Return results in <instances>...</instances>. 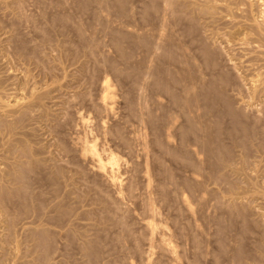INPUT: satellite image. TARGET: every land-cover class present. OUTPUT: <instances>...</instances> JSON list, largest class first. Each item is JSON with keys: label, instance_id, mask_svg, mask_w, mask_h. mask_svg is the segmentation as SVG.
I'll use <instances>...</instances> for the list:
<instances>
[{"label": "rangeland", "instance_id": "obj_1", "mask_svg": "<svg viewBox=\"0 0 264 264\" xmlns=\"http://www.w3.org/2000/svg\"><path fill=\"white\" fill-rule=\"evenodd\" d=\"M21 1L0 0V81L8 88L2 100L22 103L31 93L34 97L16 131V114L0 110V145L12 138L25 140L26 149L31 146L34 158L42 162L23 180L15 178L10 164L0 163V193L6 184L14 194L26 187L0 209V264H264V43L258 37H264V0H196L215 5L214 17L200 15L190 4L195 0H178L180 12L176 0H123L122 13L109 0H89L86 6L81 0ZM152 1L157 7L145 17L144 9ZM120 35L125 37L122 42ZM203 47L216 51L206 57ZM220 73L229 77L228 86L218 84L220 92L241 119L252 124L245 144L223 134L233 120L221 98L203 99L201 90ZM157 76L174 83L180 96L176 101L157 86ZM105 82L112 93L108 107L101 103ZM190 119L197 122V132L183 137ZM217 131L232 154L225 164L208 151L207 139H217ZM20 143L0 150L16 168L29 160ZM85 145H94L97 155L85 156ZM173 151L181 156L173 158ZM114 156L119 161L113 166ZM101 159L112 171L95 166ZM19 197L27 201L24 206ZM150 221L157 227L154 237L147 228ZM42 230L50 233L44 241Z\"/></svg>", "mask_w": 264, "mask_h": 264}, {"label": "bare ground", "instance_id": "obj_2", "mask_svg": "<svg viewBox=\"0 0 264 264\" xmlns=\"http://www.w3.org/2000/svg\"><path fill=\"white\" fill-rule=\"evenodd\" d=\"M19 1V0H18ZM21 1V0H20ZM93 1V0H92ZM111 1V3H113V5L116 7V8H118V10L120 11V10H122L123 8H124V1L123 0H109V2ZM125 1H127V0H125ZM174 1V0H173ZM177 1V3L178 4H176V7H177V11H179L180 12V9H181V4H180V2H178V0H176ZM196 1V0H195ZM208 1V0H207ZM3 2V1H2ZM22 2V1H21ZM60 2V1H59ZM81 2H82V4L83 5H88V4H90L89 3V0H81ZM100 2V1H99ZM156 1H152L151 3H150V5H147L146 6V8L144 9V12H143V15L145 16V17H147L148 15H149V12L152 10V9H154L155 8V6H156V3H155ZM160 2V1H159ZM190 2V1H189ZM200 2V1H199ZM198 1H196V3L195 2H193L192 1V3H190L195 9H197L196 11H198L199 13H200V15L202 14V16L203 17H205V15H209V16H213V15H215L216 16V14L218 13L217 11V13L215 12L214 13V6L213 5H211V4H208V2H207V4H204V2L202 3V1H201V3L202 4H198L199 3ZM220 2V1H219ZM260 2H262V1H260ZM107 3V2H106ZM110 3V4H111ZM170 3V2H169ZM175 3V2H174ZM15 4H16V2H15ZM81 4V5H82ZM168 4V3H167ZM189 4V3H188ZM235 4H237V3H235ZM21 5V4H20ZM172 5V4H171ZM174 5V4H173ZM239 5V4H238ZM13 6V5H12ZM17 6V5H16ZM19 6V5H18ZM105 6V5H104ZM217 6V5H216ZM255 6V5H254ZM262 6V5H261ZM20 7V6H19ZM69 7V6H68ZM82 7H84V6H82ZM97 7V6H96ZM157 7V6H156ZM161 7V6H160ZM187 7H188V5H187ZM193 7H191V8H193ZM240 7V6H239ZM14 8V7H13ZM23 8V7H22ZM86 8V7H85ZM166 8V7H165ZM189 8H190V6H189ZM244 8V7H243ZM261 8V7H260ZM259 8V9H260ZM12 9V8H11ZM83 9V8H82ZM94 9V8H93ZM156 9V8H155ZM161 9V8H160ZM215 9H217V8H215ZM228 9V8H227ZM85 10V9H84ZM193 10V9H192ZM220 10V9H219ZM262 10V9H261ZM263 10H264V7H263ZM118 11V12H119ZM191 11V10H190ZM195 11V10H194ZM224 11V10H223ZM228 11V10H227ZM27 12V11H26ZM86 12V11H85ZM100 12V11H99ZM121 12V11H120ZM122 12H124V11H122ZM121 12V13H122ZM197 12V13H198ZM252 12V11H251ZM25 13V12H24ZM193 13V12H192ZM232 13V12H231ZM233 13H234V11H233ZM258 13V12H257ZM4 14V13H3ZM27 14V13H26ZM50 14V13H49ZM94 14V13H93ZM169 14V13H168ZM171 14V13H170ZM191 14V13H190ZM194 14V13H193ZM219 14H221V13H219ZM223 14V13H222ZM249 14V13H248ZM253 14V13H252ZM259 14H260V12H259ZM261 14H263V12L261 13ZM151 15V14H150ZM164 15V14H163ZM192 15V14H191ZM195 15V14H194ZM229 15V14H228ZM264 15V14H263ZM20 16V15H19ZM87 16V15H86ZM234 16V15H233ZM30 17V16H29ZM174 17V16H173ZM214 17V16H213ZM212 17V18H213ZM222 17V16H221ZM255 17V16H254ZM264 17V16H263ZM262 17V18H263ZM193 18V17H192ZM198 18V17H197ZM211 18V19H212ZM257 18V17H256ZM95 19V18H94ZM188 19V18H187ZM208 19H209V17H208ZM260 19V18H259ZM1 20V19H0ZM189 20H190V18H189ZM200 20V19H199ZM263 20V19H262ZM236 21V20H235ZM261 21V20H260ZM3 22V21H2ZM134 22V21H133ZM140 22H141V20H140ZM193 22V21H192ZM228 22V21H227ZM76 23V22H75ZM119 23V22H118ZM165 23V22H164ZM194 23L195 22H193V25H194ZM225 23V22H224ZM231 23V22H230ZM263 23V22H262ZM19 24V23H18ZM25 24V23H24ZM237 24V23H236ZM240 24V23H239ZM254 24V23H253ZM94 25V24H93ZM200 25V24H199ZM203 25V24H202ZM255 26H256V24H254ZM21 26V25H20ZM50 26V25H49ZM98 26V25H97ZM102 26V25H101ZM104 26V25H103ZM166 26V25H165ZM218 26H220V25H218ZM237 26V25H236ZM259 26V25H258ZM257 26V28H259ZM262 26V25H261ZM264 26V25H263ZM263 26H262V29H263ZM5 27V26H4ZM12 27V26H11ZM149 27V26H148ZM193 27V26H192ZM195 27V26H194ZM198 27V26H197ZM217 27V26H216ZM77 28V27H76ZM82 28V27H81ZM199 28V27H198ZM205 28V27H204ZM188 29V28H187ZM191 29V28H190ZM194 29H196V28H194ZM224 29H226V28H224ZM256 29V28H255ZM260 29H261V27H260ZM261 29V30H262ZM14 30V29H13ZM63 30V29H62ZM106 30V29H105ZM104 30V31H105ZM180 30V29H179ZM259 29H257V30H255V31H258ZM9 31V30H8ZM35 31V30H34ZM42 31V30H41ZM103 31V30H102ZM150 31V30H149ZM220 31H222V30H220ZM245 31V30H244ZM179 32V31H178ZM184 32V31H183ZM191 32V31H190ZM217 32V31H216ZM258 32H260V31H258ZM50 33V32H49ZM128 33V32H127ZM218 33H220V32H218ZM225 33V32H224ZM262 33H264V31H262ZM11 34V33H10ZM54 34V33H53ZM177 34V33H176ZM194 34V33H193ZM196 34V33H195ZM197 34H199V33H197ZM201 34V33H200ZM203 34V33H202ZM221 34V33H220ZM227 34V33H226ZM236 34V33H235ZM259 34V33H258ZM261 34V33H260ZM259 34V35H260ZM26 35V34H25ZM62 35V34H61ZM68 35V34H67ZM112 35V34H111ZM126 35V34H125ZM215 35V34H214ZM216 35H218L219 36V34H216ZM215 35V36H216ZM225 35V34H224ZM19 36H21V35H19ZM195 36V35H194ZM218 36H217V38H218ZM223 36V35H222ZM228 36V35H227ZM231 36V35H230ZM258 36V35H257ZM11 37V36H10ZM47 37V36H46ZM93 37V36H92ZM154 37V36H153ZM197 37V36H196ZM225 37V36H224ZM235 37V36H234ZM246 37V36H245ZM244 37V38H245ZM259 37V39L261 40V42H263L264 43V37L263 36H258ZM21 38V37H20ZM25 38V37H24ZM95 38V37H94ZM120 38L121 39H123V38H125L123 35H120L119 36V40H120ZM171 38V37H170ZM183 38V37H182ZM203 38H206L205 37V35H204V37ZM208 38V37H207ZM210 38V37H209ZM216 38V37H215ZM37 39V38H36ZM55 39V38H54ZM60 39V38H59ZM100 39V38H99ZM112 39V38H111ZM127 39V38H126ZM224 39V38H223ZM232 39V38H231ZM247 39V38H246ZM22 40V39H21ZM41 40V39H40ZM53 40V39H52ZM114 40V39H113ZM119 40H118V38H117V41H116V46H119ZM136 40V39H135ZM170 40V39H169ZM193 40V39H192ZM191 40V41H192ZM207 40V39H206ZM219 40V39H218ZM228 40V39H227ZM257 40H258V38H257ZM1 41V40H0ZM68 41V40H67ZM124 41H125V39H124ZM141 41V40H140ZM144 41V40H143ZM159 41V40H158ZM202 41H203V39H202ZM216 41V40H215ZM229 41V40H228ZM237 42H238V40H236ZM246 41V40H245ZM259 41V40H258ZM110 42V41H109ZM120 42H122L121 40H120ZM248 42V41H247ZM250 42V41H249ZM248 42V43H249ZM256 42V41H255ZM260 42V43H261ZM24 43V42H23ZM59 43V42H58ZM130 43V42H129ZM203 43V42H202ZM205 43V42H204ZM214 43V42H213ZM212 43V44H213ZM224 43V42H223ZM230 43V42H229ZM236 43V42H235ZM258 43V42H257ZM259 43V44H260ZM122 44V43H121ZM207 44V43H206ZM209 44L211 45V43L209 42ZM238 44V43H237ZM236 44V45H237ZM244 44V43H243ZM247 44V43H246ZM19 45V44H18ZM54 45V44H53ZM60 45V44H59ZM112 45V44H111ZM188 45V44H187ZM209 45V46H210ZM215 45V44H214ZM220 45V44H219ZM230 45V44H229ZM253 45V44H252ZM258 45V44H257ZM109 46V45H108ZM115 46V47H116ZM149 46V45H148ZM147 46V47H148ZM156 46V45H155ZM208 46V47H209ZM260 45H258V47H259ZM263 46H264V44H263ZM36 47H38V46H36ZM213 47V46H212ZM23 48V47H22ZM60 48V47H59ZM204 49L202 50L203 52L202 53H204V55L206 56V57H211L212 56V52H215L216 51V49L218 48L217 46L215 47L214 46V48H216L215 49V51L214 50H212V49H208V48H206V47H203ZM246 48V47H245ZM252 48V47H251ZM259 48H261V47H259ZM258 48V49H259ZM7 49V48H6ZM56 49V48H55ZM70 49V48H69ZM121 49V48H120ZM119 49V50H120ZM54 50V49H53ZM109 50V49H108ZM233 50V49H232ZM249 50V49H248ZM19 51V50H18ZM139 51V50H138ZM170 51V50H169ZM186 51V50H185ZM179 52V51H178ZM190 52V51H189ZM249 52V51H248ZM263 52V51H262ZM7 53V52H6ZM115 53V52H114ZM167 53V52H166ZM174 53V52H173ZM192 53V52H191ZM252 53H254V52H252ZM80 54V53H79ZM187 54V53H186ZM215 54V53H214ZM264 54V53H263ZM29 55V54H28ZM93 55V54H92ZM2 56V55H1ZM122 56V55H121ZM250 56H251V54H250ZM32 57H33V55H32ZM37 57V56H36ZM60 57V56H59ZM66 57V56H65ZM89 57V56H88ZM122 57H124V54H123V56ZM166 57V56H165ZM187 57V56H186ZM220 57V56H219ZM232 57V56H231ZM260 57V56H259ZM5 58V57H4ZM8 58V57H7ZM73 58V57H72ZM130 58V57H129ZM140 58V57H139ZM182 58V57H181ZM30 59V58H29ZM96 59V58H95ZM178 59V58H177ZM206 59H208V58H206ZM209 59H211V58H209ZM262 59H263V57H262ZM7 60V59H6ZM21 60V59H20ZM87 60V59H86ZM192 60V59H191ZM214 60H215V58H214ZM213 60V61H214ZM250 60V59H249ZM34 61V60H33ZM55 61V60H54ZM179 61V60H178ZM83 62V61H82ZM8 63V62H7ZM20 63V62H19ZM39 63V62H38ZM69 63V62H68ZM149 63V62H148ZM215 63V62H214ZM239 63V62H238ZM3 64V63H2ZM63 64V63H62ZM75 64V63H74ZM120 64V63H119ZM180 64H182V63H180ZM193 64V63H192ZM218 64V63H217ZM216 64V65H217ZM28 65V64H27ZM152 65V64H151ZM7 66V65H6ZM5 66V67H6ZM212 66V65H211ZM138 67V66H137ZM145 67V66H144ZM194 67V66H193ZM213 67H214V65H213ZM218 66H216V68H217ZM108 68V67H107ZM153 68V67H152ZM73 69V68H72ZM105 69V68H104ZM219 69H220V67H219ZM17 70V69H16ZM34 70V69H33ZM106 70V69H105ZM167 70V69H166ZM223 70V69H222ZM221 70V71H222ZM246 70V69H245ZM6 71V70H5ZM50 71V70H49ZM67 71V70H66ZM112 71V70H111ZM142 71V70H141ZM185 71V70H184ZM232 71V70H231ZM1 72V71H0ZM78 72V71H77ZM180 72V71H179ZM217 72V71H216ZM258 72H259V70H258ZM53 73V72H52ZM76 73V72H75ZM158 73V72H157ZM224 73V72H223ZM74 74V73H73ZM147 74V73H146ZM161 74H163V73H161ZM169 74H171V73H169ZM173 74V73H172ZM254 74V73H253ZM87 75V74H86ZM135 75V74H134ZM137 75V74H136ZM144 75V74H143ZM179 75V74H178ZM181 75V74H180ZM216 75V74H215ZM250 75V74H249ZM258 75H260V73L258 74ZM1 76V75H0ZM23 76V75H22ZM83 76V75H82ZM148 76V75H147ZM159 76V75H158ZM156 77L157 78V86L159 87V88H161L162 90H164V91H167L168 92V94H170L171 95V97H172V101H176L179 97H178V93H176L175 91H174V83H168V82H164V81H162V79L161 78H159V77ZM182 76H184V75H182ZM181 76V77H182ZM261 76V75H260ZM260 76H259V78H260ZM2 77H4V76H2ZM1 77V78H2ZM49 77V76H48ZM55 77V76H54ZM58 77V76H57ZM91 77V76H90ZM130 77V76H129ZM6 78H7V76H6ZM24 78V77H23ZM85 78V77H84ZM177 78H178V76H177ZM201 78V77H200ZM228 78L229 77H227V76H225V74H221L220 73V76L217 78V79H215V81L213 82V83H211L210 85H207V87L206 88H203V90H201V91H203L202 93H203V95H205V96H203V97H205V98H203V99H206V98H208V97H210L211 95H214V96H216V97H220L221 98V100L223 101L222 103H225V105H226V107H225V110H226V112L227 113H229V114H231V118H232V122H233V125H232V127H230L231 129H230V131L228 132V131H223V134L225 133L226 135H227V138H228V136L231 138V140H233L234 142H238V143H243V144H245L246 142H248V141H246V139L247 138H249V140H250V136L248 137V135H251L252 134V132H253V130L251 129V132H250V128L248 127V125H250V124H248L247 125V123L246 122H244V121H246V120H244V119H247V118H245L244 117V121L241 119V118H243V117H240V113L238 114V112H235L234 110H233V108H232V106L230 105V103H229V101L227 100V98L220 92V90L221 89H219V83H222V82H225V83H227L228 82ZM258 78V79H259ZM8 79V78H7ZM143 79V78H142ZM172 79V78H171ZM170 79V80H171ZM252 79V78H251ZM101 80V79H100ZM137 80V79H136ZM179 80V79H178ZM256 80V79H255ZM4 81V80H3ZM2 81V82H3ZM107 81V80H106ZM114 81V80H113ZM131 81V80H130ZM175 81V80H174ZM181 82H182V80H180ZM179 81V82H180ZM253 81V80H252ZM258 81H260V80H258ZM261 81H262V79H261ZM260 81V82H261ZM263 81H264V79H263ZM262 81V82H263ZM5 82H6V79H5ZM16 82V81H15ZM107 82H109V81H107ZM107 82H105V83H103L104 85H103V93H104V91H105V93H104V95H102V105L104 104L106 107H108V103H110V101H109V99H111V91H110V89H109V85H107ZM133 82V81H132ZM198 82V81H197ZM232 82H233V79H232ZM231 82V83H232ZM251 82V81H250ZM261 82V84H263L262 86L264 87V83H262ZM26 83V82H25ZM47 83V82H46ZM45 83V84H46ZM116 83V82H115ZM145 83V82H144ZM176 83H178V82H175V84ZM256 83V82H255ZM258 83V82H257ZM5 84V83H4ZM48 84V83H47ZM99 84V83H98ZM182 84V83H181ZM205 84V83H204ZM219 84V85H218ZM79 85V84H78ZM142 85V84H141ZM177 85V84H176ZM230 85V84H229ZM232 85V84H231ZM230 85V86H231ZM256 85V84H255ZM254 85V86H255ZM259 85H260V83H259ZM6 86H7V83H6ZM51 86V85H50ZM111 86V85H110ZM193 86V85H192ZM199 86V85H198ZM227 86H228V83H227ZM237 86V85H236ZM9 87V86H8ZM45 87V86H44ZM72 87V86H71ZM177 87V86H176ZM195 87V86H194ZM263 87H261V88H263ZM5 87H4V85H3V83H1V81H0V110L1 109H3L4 110V112H8V111H10V112H12L11 114H16V116H13L14 118L16 117V120H15V124H14V126H13V128L12 129H14L15 131L20 127V125H21V123H22V117H24L25 115H26V111L28 110V108H29V105L32 103V101H33V97H34V95L31 93L27 98H26V101H24V102H22V103H20V102H18V100H16L15 102H13V103H9V102H5V101H3L4 99L2 98L3 97V95H4V93H5V90H7L8 88L6 87V89H4ZM76 88V87H75ZM79 88V87H78ZM111 88V87H110ZM191 88V87H190ZM221 88V87H220ZM228 88V87H227ZM237 88V87H236ZM242 88V87H241ZM247 88V87H246ZM252 88H253V86H252ZM255 88H257V87H254L253 88V91H254V89ZM21 89V88H20ZM27 89V88H26ZM47 89V88H46ZM85 89V88H84ZM160 89V90H161ZM240 89V88H239ZM10 90V89H9ZM88 90V89H87ZM191 90H192V88H191ZM195 90V89H194ZM256 90V89H255ZM261 90V89H260ZM193 91V90H192ZM196 91V90H195ZM193 92L194 94H192V95H196L197 96V92ZM229 91V90H228ZM262 91H263V89H262ZM36 92V91H35ZM51 92V91H50ZM166 92V93H167ZM242 92V91H241ZM39 93V92H38ZM188 93H189V91H188ZM202 93L200 94V96L202 95ZM234 93V92H233ZM253 93V92H252ZM258 93V92H257ZM23 94V93H22ZM25 94V93H24ZM45 94V93H44ZM69 94V93H68ZM74 94V93H73ZM168 94H167V96H168ZM38 95H40V94H38ZM89 95H91V94H89ZM121 95V94H120ZM166 95V94H165ZM183 95H184V92H183ZM228 95V94H227ZM22 96H24V95H22ZM21 96V97H22ZM84 96V95H83ZM122 96V95H121ZM208 96V97H207ZM5 97V96H4ZM41 97L42 96H39L38 97V100L40 101L41 100ZM78 97V96H77ZM191 97V96H190ZM212 97V96H211ZM14 98H15V96H14ZM16 98H17V96H16ZM46 98V97H45ZM92 98V97H91ZM139 98V97H138ZM219 98V99H220ZM252 98V97H251ZM3 99V100H2ZM7 99V98H6ZM18 99H20V98H18ZM44 99V98H43ZM184 99V98H183ZM15 100V99H14ZM136 100V99H135ZM142 100V99H141ZM180 100V99H179ZM254 100V99H253ZM42 101V100H41ZM131 101V100H130ZM146 101V100H145ZM185 101V100H184ZM195 101V100H194ZM202 101V100H201ZM204 101H206V100H204ZM43 102H45V101H43ZM88 102V101H87ZM180 102H182V101H180ZM216 102V101H215ZM20 103V104H19ZM175 103V102H174ZM211 103V102H210ZM95 104V103H94ZM112 104V103H111ZM122 104V103H121ZM172 104H173V102H172ZM177 104H178V102H177ZM201 104V103H200ZM134 105V104H133ZM147 105V104H146ZM168 105V104H167ZM198 105V104H197ZM202 105V104H201ZM210 105V104H209ZM232 105H233V103H232ZM52 106H54V105H52ZM85 106V105H84ZM92 106V105H91ZM208 106V105H207ZM82 107V106H81ZM106 107H104V108H106ZM119 107V106H118ZM147 107V106H146ZM194 107V106H193ZM200 107V106H199ZM257 107V106H256ZM111 108V107H110ZM126 108V107H125ZM129 108V107H128ZM131 108V107H130ZM136 108H138V107H136ZM263 108V107H262ZM31 109V108H30ZM89 109V108H88ZM109 109V108H108ZM162 109V108H161ZM160 109V110H161ZM235 109V108H234ZM90 110H92V108L90 109ZM97 110V109H96ZM242 110V109H241ZM2 111V110H1ZM1 111H0V113H1ZM94 111V110H93ZM133 111V110H132ZM211 111V110H210ZM99 112V111H98ZM97 112V113H98ZM114 112V111H113ZM190 112V111H189ZM9 113V112H8ZM122 113V112H121ZM148 113V112H147ZM166 113H168V112H166ZM221 113V112H220ZM219 113V114H220ZM257 113V112H256ZM7 114V113H6ZM10 114V113H9ZM64 114V113H63ZM77 114V113H76ZM75 114V115H76ZM107 114V113H106ZM113 114V113H112ZM140 114V113H139ZM144 114V113H143ZM142 114V115H143ZM244 114V113H243ZM1 115H3V114H1ZM8 115V114H7ZM66 115V114H65ZM96 115V114H95ZM171 115V114H170ZM218 115V114H217ZM221 115V114H220ZM29 116V115H28ZM27 116V117H28ZM63 116V115H62ZM85 116V115H84ZM191 116V115H190ZM204 116V115H203ZM223 116V115H222ZM245 116V115H244ZM123 117V116H122ZM189 117V116H188ZM194 117V116H193ZM218 117V116H217ZM248 117V116H247ZM6 118H7V116H6ZM9 118V117H8ZM13 118V119H14ZM136 118V117H135ZM162 118V117H161ZM224 118V117H223ZM261 118V117H260ZM102 118H100V120H101ZM119 119V118H118ZM126 119V118H125ZM138 119V118H137ZM150 119V118H149ZM7 120V119H6ZM116 120V119H115ZM169 120H170V118H169ZM194 120H195V117H194ZM194 120H191L190 119V121H189V123H188V125L187 126H185L184 127V129L182 130V136L184 137L185 135H187V134H189V133H191V134H193L194 135V133L196 134V132H195V129H194V126H195V124L197 123V122H194ZM206 120V119H205ZM213 120V119H212ZM215 120H217V119H215ZM215 120H214V122H215ZM226 120V119H225ZM224 120V121H225ZM228 120H229V118H228ZM4 121V120H3ZM23 121H24V119H23ZM91 121V120H90ZM125 121V120H124ZM141 121H143V120H141ZM140 121V122H141ZM152 121V120H151ZM196 121V120H195ZM247 121H249V118H248V120ZM2 122V121H1ZM60 122V121H59ZM63 122V121H62ZM102 122V121H101ZM126 122V121H125ZM187 122V121H186ZM30 123V122H29ZM75 123V122H74ZM121 123V122H120ZM127 123V122H126ZM128 123H129V120H128ZM142 123V122H141ZM211 123V122H210ZM249 123V122H248ZM25 124V123H24ZM86 124H87V122H86ZM97 124V123H96ZM102 124V123H101ZM100 124V125H101ZM138 124V123H137ZM184 124V123H183ZM206 124V123H205ZM214 124V123H213ZM12 125H13V123H12ZM31 125V124H30ZM69 125V124H68ZM81 125V124H80ZM252 125V124H251ZM250 125V126H251ZM262 125V124H261ZM157 126V125H156ZM221 126H223V125H221ZM25 127V126H24ZM27 127V126H26ZM75 127V126H74ZM98 127V126H97ZM101 127H102V125H101ZM177 127V126H176ZM203 127V126H202ZM255 127V126H254ZM56 128V127H55ZM139 128V127H138ZM205 129H206V127H204ZM208 128H210V127H208ZM218 128V127H217ZM252 128H253V126H252ZM258 127L256 126V129H257ZM264 128V127H263ZM5 129V128H4ZM29 129V128H28ZM32 129V128H31ZM75 129V128H74ZM91 129V128H90ZM158 129V128H157ZM223 129V128H222ZM7 130V129H6ZM23 130V129H22ZM80 130V129H79ZM82 130H84V129H82ZM207 130V129H206ZM228 130H229V128H228ZM254 130H255V128H254ZM264 130V129H263ZM55 131V130H54ZM92 131H93V129H92ZM203 131H204V129H203ZM211 131V130H210ZM216 131V130H215ZM73 132V131H72ZM219 131H217V134L215 133V135H217V139L216 138H211V139H214V140H210L209 138L207 139V140H209V141H214V144H215V142H216V144H215V148H214V144L212 145L211 144V142H209V141H207L208 142V145H209V149H208V151L211 153V152H214V154L217 156L216 157V161L218 160H220V162L222 161L224 164L225 163H227V161H228V159L230 158V156L232 155L231 154V151H230V149L227 147V145L225 144V142H224V135H222V133L221 134H219L218 133ZM11 133H12V131H11ZM74 133V132H73ZM86 133V132H85ZM261 133V132H260ZM263 133V132H262ZM19 134V133H18ZM34 134V133H33ZM97 134V133H96ZM119 134V133H118ZM122 134V133H121ZM164 134H165V132H164ZM207 134V133H206ZM211 134H213V133H211ZM211 134L209 135V136H211ZM257 134H259V133H257ZM256 134V135H257ZM89 135V134H88ZM103 135V134H102ZM144 135V134H143ZM161 135V134H160ZM190 135V134H189ZM200 135V134H199ZM214 135V136H215ZM253 135H255L254 133H253ZM253 135L251 136L252 138H253ZM263 135V134H262ZM19 136V135H18ZM56 136V135H55ZM73 136V135H72ZM101 136V135H100ZM114 136V135H113ZM119 136V135H118ZM162 136V135H161ZM258 136H260V135H258ZM96 137V136H95ZM165 137V136H164ZM179 137V136H178ZM213 137V136H212ZM216 137V136H215ZM25 138V137H24ZM59 138H60V136H59ZM76 138V137H75ZM84 138V137H83ZM104 138V137H103ZM198 138V137H197ZM255 138V137H254ZM56 139V138H55ZM140 139H141V137H140ZM182 140L184 139V138H181ZM259 139H261V137H259ZM262 139H264V138H262ZM69 140V139H68ZM82 140H84V139H82ZM202 141H203V139H201ZM252 140V139H251ZM257 140V139H256ZM0 141H1V139H0ZM7 141V140H6ZM25 140H19V139H17V138H12V140H10L9 142H5V143H2L1 145H0V150H3L4 148H7V147H5V146H8L9 148H10V146H12L13 148H14V145H12L13 143H19V142H21L20 144V149L23 151V155L24 154H26V157L28 158L29 157V160L28 161H26V164H23L22 165V163H21V165H19V167L18 168H16V167H14L13 166V164L15 165V161L13 162V161H11L12 159L11 158H9V156H7V157H5L4 155H2L1 153H0V163H1V161H3V162H5V163H8V164H10V169H11V172H13L14 173V176H15V178H18V180H23L24 179V174L25 173H27L28 172V170L30 171V169H33L36 165H37V163H40V162H42V161H39L38 162V159L36 160V158H34L35 156H33V152H34V150H33V152H32V150H31V146L29 147V149H26L27 148V142L25 141ZM94 141V140H93ZM146 141V140H145ZM186 141V140H185ZM261 141V140H260ZM4 142V141H3ZM39 142V141H38ZM59 142V141H58ZM101 142V141H100ZM124 142V141H123ZM143 142V141H142ZM162 142V141H161ZM193 142V141H192ZM206 142V141H205ZM206 142V143H207ZM252 142V141H251ZM251 142H249V144L251 143ZM262 142V141H261ZM90 144H91V142H90ZM115 144H116V142H115ZM146 144H147V142H146ZM159 144H160V142H159ZM173 144H174V142H173ZM263 144H264V142H263ZM10 145V146H9ZM30 145V144H29ZM28 145V146H29ZM197 145V144H196ZM233 145V144H232ZM258 145H259V142H258ZM257 145V146H258ZM35 146V145H34ZM83 146V145H82ZM160 146H161V144H160ZM195 146V145H194ZM200 146V145H199ZM212 146H213V148H212ZM241 146V145H240ZM245 146H247V145H245ZM262 146V145H261ZM67 147V146H66ZM99 147V146H98ZM113 147V146H112ZM116 147V146H115ZM164 147V146H163ZM162 147V148H163ZM178 147V146H177ZM197 147V146H196ZM264 147V146H263ZM65 148V147H64ZM82 148V147H81ZM184 148V147H183ZM245 148V147H244ZM247 148V147H246ZM258 148V147H257ZM8 149V148H7ZM25 149L27 150V151H25ZM71 149V148H70ZM83 153H84V155L86 156V155H88V156H91V157H94V156H96L97 155V150H96V148L94 147V145H85L83 148ZM108 149V148H107ZM169 149V148H168ZM167 149V150H168ZM207 149V148H206ZM11 150V149H10ZM100 150H101V148H100ZM141 150H143V149H141ZM164 150V149H163ZM195 150V149H194ZM198 150V149H197ZM244 150V149H243ZM256 150V149H255ZM9 151V150H8ZM7 151V152H8ZM72 151V150H71ZM145 151V150H144ZM159 151V150H158ZM165 151V150H164ZM169 151V150H168ZM172 151V150H171ZM181 151V150H180ZM179 151V152H180ZM208 151H206V152H208ZM5 152V151H4ZM13 152V151H12ZM110 152V151H109ZM147 152V151H146ZM170 152V151H169ZM179 152H171L172 153V155L174 156L173 158H175V156H177L178 158L181 156V154L179 153ZM208 152V153H209ZM258 152V151H257ZM99 153V152H98ZM111 153V152H110ZM181 153H182V151H181ZM245 153V152H244ZM53 154V153H52ZM107 154V153H106ZM112 154V153H111ZM114 154V153H113ZM120 154H122V153H120ZM183 154H184V152H183ZM212 154V153H211ZM28 155V156H27ZM186 155V154H185ZM184 155V156H185ZM197 155H199V154H197ZM213 155V154H212ZM39 156V155H38ZM37 156V157H38ZM111 156V155H110ZM116 156V155H115ZM115 156L114 157H112L111 158V160H110V163L111 164H113V166H114V163H118V161H117V158H115ZM20 157V156H19ZM44 157V156H43ZM107 157V156H106ZM163 157V156H162ZM161 157V158H162ZM188 157V156H187ZM200 157V156H199ZM219 157H221V159H218ZM241 157H242V155H241ZM244 157V156H243ZM39 158V157H38ZM46 158V157H45ZM88 158V157H87ZM97 158V157H96ZM181 158H183V157H181ZM223 158V159H222ZM255 158V157H254ZM73 159V158H72ZM90 159V158H89ZM107 159H108V157H107ZM177 159V158H176ZM14 160V159H13ZM19 160V159H18ZM21 160V159H20ZM54 160V159H53ZM91 160V159H90ZM93 161L95 160V159H92ZM104 160V159H103ZM109 160V159H108ZM146 160V159H145ZM179 160V159H178ZM188 160V159H187ZM186 160V161H187ZM240 160V159H239ZM256 160V159H255ZM51 161V160H50ZM98 161V160H97ZM147 161V160H146ZM183 161H184V159H183ZM185 161V162H186ZM191 161V160H190ZM201 161V160H200ZM22 162V161H21ZM47 162V161H46ZM95 162H96V160H95ZM142 162V161H141ZM179 162H181V161H179ZM242 162V161H241ZM13 163V164H12ZM73 163H75V162H73ZM93 163V162H92ZM154 163V162H153ZM186 163H188V162H186ZM191 163V162H190ZM215 163V162H214ZM256 163V162H255ZM2 164V163H1ZM0 164V165H1ZM4 164V163H3ZM2 164V165H3ZM36 164V165H35ZM69 164V163H68ZM95 164V163H94ZM196 164V163H195ZM194 164V165H195ZM217 164V163H216ZM228 164H230V163H228ZM109 165V164H108ZM116 165V164H115ZM145 165V164H144ZM198 165V164H197ZM207 165V164H206ZM240 165V164H239ZM44 166V165H43ZM56 166V165H55ZM96 167L97 166H99V169H101V170H103V172H105L106 170H111V168L110 167H108L107 166V164L105 163V161H104V163L102 162V159L99 161V163H97V165H95ZM193 166V165H192ZM200 166V165H199ZM214 166V165H213ZM218 166V165H217ZM2 167V166H1ZM73 167V166H72ZM93 167V166H92ZM108 167V169H106ZM146 167V166H145ZM198 167V166H197ZM197 167H196V169H197ZM251 167V166H250ZM3 168V167H2ZM63 168V167H62ZM98 168V167H97ZM110 168V169H109ZM144 168V167H143ZM160 168V167H159ZM166 168V167H165ZM164 168V169H165ZM194 168V167H193ZM214 168V167H213ZM235 168V167H234ZM40 169V168H39ZM38 169V170H39ZM112 169H114V168H112ZM115 169H116V167H115ZM184 169V168H183ZM200 169V168H199ZM253 169V168H252ZM45 170V169H44ZM53 170V169H52ZM92 170V169H91ZM97 170V169H96ZM146 170V169H145ZM144 170V171H145ZM233 170V169H232ZM1 171V170H0ZM107 171V172H108ZM112 171V170H111ZM121 171V170H120ZM149 171V170H148ZM168 171V170H167ZM229 171V170H228ZM250 171V170H249ZM248 171V172H249ZM258 171H260V170H258ZM2 172H3V170H2ZM10 172V171H9ZM89 172V171H88ZM114 172V171H113ZM118 172V171H117ZM146 172H147V170H146ZM145 172V173H146ZM255 172V171H254ZM29 173V172H28ZM39 173H41V172H39ZM46 173V172H45ZM55 173V172H54ZM64 173V172H63ZM218 173V172H217ZM220 173V172H219ZM242 173V172H241ZM16 174V175H15ZM52 174V173H51ZM104 174V173H103ZM115 174V173H114ZM149 174V173H148ZM200 174V173H199ZM262 174V173H261ZM10 175H12V174H10ZM27 175V174H26ZM25 175V176H26ZM40 175V174H39ZM49 175H50V173H49ZM97 175V174H96ZM125 175V174H124ZM144 175V174H143ZM168 175V174H167ZM2 174H1V178H2ZM41 176V175H40ZM44 176V175H43ZM110 176H112V175H110ZM117 176H118V174H117ZM147 176V175H146ZM215 176V175H214ZM246 176V175H245ZM6 177V176H5ZM27 177V176H26ZM56 177V176H55ZM173 177V176H172ZM0 178V179H1ZM11 178V177H10ZM51 178V177H50ZM112 178V177H111ZM127 178V177H126ZM178 178V177H177ZM205 178V177H204ZM230 178V177H229ZM27 179V178H26ZM48 179H49V177H48ZM82 179V178H81ZM100 179H102V178H100ZM106 179V178H105ZM130 179V178H129ZM161 179V178H160ZM15 180V179H14ZM148 180V179H147ZM238 180V179H237ZM246 180V179H245ZM11 181V180H10ZM26 181V180H25ZM175 181V180H174ZM199 181V180H198ZM230 181H231V179H230ZM254 181V180H253ZM1 182H5V181H2L1 180ZM17 182V181H16ZM18 182H20V181H18ZM43 182V181H42ZM48 182V181H47ZM149 182V181H148ZM235 182V181H234ZM6 183V182H5ZM12 183V182H11ZM22 183V182H21ZM21 183H19V184H21ZM24 183V182H23ZM22 183V184H23ZM50 183V182H49ZM78 183V182H77ZM151 183V182H150ZM160 183V182H159ZM231 183V182H230ZM236 183V182H235ZM240 183V182H239ZM250 183V182H249ZM26 184H27V182H26ZM111 184V183H110ZM123 184V183H122ZM146 184V183H145ZM149 184V183H148ZM184 184V183H183ZM188 184V183H187ZM231 184H233V183H231ZM253 184V183H252ZM251 184V185H252ZM13 185V184H12ZM65 185V184H64ZM68 185V184H67ZM109 185V184H108ZM125 185H126V183H125ZM129 185V184H128ZM132 185V184H131ZM171 185V184H170ZM185 185V184H184ZM190 185V184H189ZM246 185V184H245ZM248 185V184H247ZM25 186V185H24ZM24 186H21L20 185V187L22 188V187H24ZM63 186V185H62ZM70 186V185H69ZM78 186V185H77ZM97 186V185H96ZM103 186V185H102ZM113 186V185H112ZM118 186V185H117ZM149 186V185H148ZM206 186V185H205ZM258 186V185H257ZM32 187V186H31ZM82 187V186H81ZM89 187V186H88ZM92 187V186H91ZM146 187H147V185H146ZM176 187H177V185H176ZM178 187H180V186H178ZM247 187V186H246ZM26 188V187H25ZM25 188H22V189H19V190H16V191H18V192H20V193H23L22 191L25 189ZM48 188V187H47ZM93 188V187H92ZM153 188V187H152ZM161 188V187H160ZM27 189H29L28 187H27ZM96 189V188H95ZM114 189V188H113ZM127 189H130V188H127ZM149 189V188H148ZM179 189V188H178ZM189 189V188H188ZM2 190H3V192L2 193H0V209H4V208H6L5 206H6V203L8 202V201H10V198L13 196V198H15L14 200H16V195H17V193L16 194H14V193H11L10 192V189H9V187H8V185L6 184V185H2ZM31 190V189H30ZM35 190V189H34ZM101 190V189H100ZM11 191H12V189H11ZM36 191V190H35ZM62 191V190H61ZM135 191V190H134ZM147 191V190H146ZM160 191V190H159ZM185 191V190H184ZM189 191V190H188ZM234 191V190H233ZM32 192V191H31ZM148 192V191H147ZM224 192V191H223ZM238 192V191H237ZM29 193V192H28ZM94 193V192H93ZM232 193V192H231ZM235 193V192H234ZM255 193H258V192H255ZM12 194V195H11ZM14 194V195H13ZM24 194V193H23ZM26 194V193H25ZM30 194V193H29ZM29 194H27V195H29ZM88 194V193H87ZM140 194V193H139ZM184 194V193H183ZM201 194V193H200ZM118 195V194H117ZM151 195V194H150ZM181 195V194H180ZM26 196V195H25ZM138 196V195H137ZM157 196V195H156ZM235 196V195H234ZM32 197H33V194H32ZM60 197V196H59ZM63 197V196H62ZM101 197V196H100ZM118 197V196H117ZM247 197V196H246ZM29 198V197H28ZM103 198V197H102ZM126 198V197H125ZM150 198V197H149ZM262 198V197H261ZM36 199V198H35ZM34 199V200H35ZM39 199V198H38ZM131 199V198H130ZM236 199V198H235ZM260 199V198H259ZM14 200H12V201H14ZM19 200L21 201V202H23V206H24V203H26L27 201H25V198H24V200H22L20 197H19ZM31 202H32V200H31V197H30V199H29ZM97 201V200H96ZM177 201V200H176ZM187 201V200H186ZM198 201V200H197ZM247 201V200H246ZM15 202H17V201H15ZM57 202V201H56ZM63 202V201H62ZM101 202V201H100ZM160 202V201H159ZM158 202V203H159ZM221 202V201H220ZM34 203V202H33ZM32 203V204H33ZM118 203V202H117ZM147 203V202H146ZM186 205H188L189 206V204H187L186 202H184ZM15 204V203H14ZM29 204V203H28ZM55 204V203H54ZM58 204H59V201H58ZM115 204V203H114ZM175 204V203H174ZM180 204V203H179ZM232 204V203H231ZM8 205V204H7ZM21 205V204H20ZM60 205V204H59ZM261 205V204H260ZM25 206H27V205H25ZM34 206V205H33ZM85 206V205H84ZM150 206V205H149ZM233 206V205H232ZM235 206V205H234ZM21 206H19V208H20ZM54 207V206H53ZM63 207V206H62ZM82 207V206H81ZM118 207V206H117ZM157 207V206H156ZM191 207V206H190ZM189 207V208H190ZM13 208V207H12ZM11 208V209H12ZM60 209H61V207H59ZM64 208V207H63ZM151 208H152V205H151ZM229 208V207H228ZM22 210L24 209V207H22L21 208ZM37 209V208H36ZM69 209V208H68ZM75 209V208H74ZM114 209V208H113ZM122 209V208H121ZM157 209V208H156ZM174 209V208H173ZM193 209V208H192ZM245 209V208H244ZM5 210V209H4ZM7 210V209H6ZM26 210V209H25ZM34 210V209H33ZM72 210V209H71ZM83 210V209H82ZM231 210V209H230ZM247 210V209H246ZM8 211V210H7ZM12 211V210H11ZM31 211H32V209H31ZM123 211V210H122ZM144 211V210H143ZM152 211V210H151ZM156 211V210H155ZM9 212V211H8ZM13 212V211H12ZM64 212V211H63ZM180 212H181V210H180ZM252 212V211H251ZM255 212V211H254ZM20 213V212H19ZM23 213V212H22ZM21 213V214H22ZM56 213V212H55ZM100 213V212H99ZM127 213V212H126ZM153 213V212H152ZM36 214V213H35ZM120 214V213H119ZM167 214V213H166ZM181 214V213H180ZM192 214V213H191ZM243 214V213H242ZM24 215V214H23ZM151 215V214H150ZM157 215V214H156ZM232 215V214H231ZM175 216V215H174ZM5 217V216H4ZM6 217H8V216H6ZM13 217V216H12ZM86 217H88V216H86ZM14 218V217H13ZM23 218V217H22ZM69 218V217H68ZM24 219V218H23ZM88 219V218H87ZM121 219V218H120ZM136 219V218H135ZM174 219V218H173ZM176 219V218H175ZM175 219H174V221H175ZM231 219V218H230ZM33 220V219H32ZM60 220V219H59ZM105 220V219H104ZM165 220V219H164ZM110 222V221H109ZM123 222V221H122ZM154 222H156V221H154ZM101 223V222H100ZM38 224V223H37ZM126 224V223H125ZM158 224V223H157ZM4 225V224H3ZM20 226V225H19ZM32 226V225H31ZM174 226V225H173ZM243 226V225H242ZM23 227V226H22ZM27 228H28V226H27ZM128 228V227H127ZM147 228H148V230L149 231H151V234L153 235V233L155 232V230H156V225L153 223V222H149V223H147ZM3 229V228H2ZM18 229V228H17ZM21 229V228H20ZM40 229V228H39ZM146 229V228H145ZM162 229V228H161ZM249 229V228H248ZM139 230V229H138ZM194 230V229H193ZM10 231V230H9ZM157 231V230H156ZM41 232V231H40ZM45 232H46V230H45ZM74 232V231H73ZM179 232V231H178ZM116 233V232H115ZM242 233V232H241ZM1 234V233H0ZM29 234V233H28ZM50 234V233H49ZM49 234H46V233H44V231L42 230V232H41V234L39 235L42 239H43V241L48 237V236H46V235H49ZM164 234V233H163ZM79 235V234H78ZM145 235V234H144ZM10 236V235H9ZM160 236V235H159ZM30 237V236H29ZM49 237H50V235H49ZM153 237H154V235H153ZM24 238V237H23ZM20 239H22V238H20ZM54 239V238H53ZM176 239V238H175ZM17 241V240H16ZM23 241V240H22ZM196 241V240H195ZM47 242V241H46ZM125 242V241H124ZM159 242H161V241H159ZM163 242V241H162ZM172 242V241H171ZM11 243V242H10ZM20 243V242H19ZM54 243V242H53ZM156 243V242H155ZM45 244V243H44ZM47 244H48V242H47ZM165 244V243H164ZM183 244V243H182ZM181 244V245H182ZM21 245V244H20ZM83 245V244H82ZM93 245V244H92ZM174 245H176V244H174ZM2 246V245H1ZM172 246V245H171ZM99 247V246H98ZM122 247V246H121ZM140 247V246H139ZM45 248V247H44ZM203 248V247H202ZM1 249V248H0ZM43 249V248H42ZM84 249V248H83ZM88 249H90V250H92L93 251V248L92 247H89ZM163 249V248H162ZM195 249V248H194ZM36 250V249H35ZM160 250H161V248H160ZM170 250V249H169ZM142 251V250H141ZM225 251V250H224ZM240 251V250H239ZM91 252V251H90ZM140 252V251H139ZM166 252H167V250H166ZM46 253V252H45ZM87 253V252H86ZM96 253V252H95ZM151 253H152V251H151ZM11 254V253H10ZM60 254V253H59ZM91 254H92V252H91ZM137 254V253H136ZM139 254V253H138ZM142 254V253H141ZM147 254V253H146ZM241 254V253H240ZM239 254V255H240ZM45 255V254H44ZM97 255V254H96ZM105 255V254H104ZM238 255V256H239ZM242 255V254H241ZM91 256V255H90ZM236 256V255H235ZM46 257V256H45ZM44 257V258H45ZM229 257V256H228ZM47 258V257H46ZM59 258V257H58ZM96 258V257H95ZM9 259V258H8ZM159 259V258H158ZM2 260V259H1ZM7 260V259H6ZM16 260V259H15ZM46 260V259H45ZM172 260V259H171ZM194 261V260H193ZM4 262V261H3ZM12 262V261H11ZM31 262V261H30ZM40 262V261H39ZM47 262V261H46ZM90 262V261H89ZM158 262V261H157ZM171 262V261H170ZM169 262V263H170ZM8 263V262H7ZM17 263V262H16ZM108 263V262H107ZM31 264V263H30ZM41 264V263H40ZM112 264V263H111ZM242 264V263H241Z\"/></svg>", "mask_w": 264, "mask_h": 264}]
</instances>
